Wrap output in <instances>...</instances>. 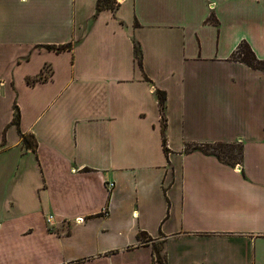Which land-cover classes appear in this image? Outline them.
I'll return each instance as SVG.
<instances>
[{"label": "crops", "instance_id": "crops-1", "mask_svg": "<svg viewBox=\"0 0 264 264\" xmlns=\"http://www.w3.org/2000/svg\"><path fill=\"white\" fill-rule=\"evenodd\" d=\"M96 1L0 0V264H264V0Z\"/></svg>", "mask_w": 264, "mask_h": 264}, {"label": "trees", "instance_id": "trees-1", "mask_svg": "<svg viewBox=\"0 0 264 264\" xmlns=\"http://www.w3.org/2000/svg\"><path fill=\"white\" fill-rule=\"evenodd\" d=\"M117 6H118L117 0H97L96 1V10L97 11L102 10V9H110V10L114 11ZM69 46H70V44L62 45L61 47H69ZM134 58L136 60L138 67L141 68L142 67V65H141V49L137 43H134ZM232 58H234L238 61L244 62L253 68L264 70V61L256 58V56L254 55V52L251 50V48L247 42H241L238 45V48H237L236 52L233 54ZM28 82H29V79H28ZM157 99H158V105H159L160 112H161V119L160 120H161L162 145H163L164 151L167 153L168 148L166 147V138H165V118L163 116V111L165 108V99H166L165 92L162 90H157ZM19 119H20V114H19L17 107L15 106L12 124H14L17 127L19 134L22 137L23 143H25L27 146H29L33 150H35V148H36L35 139L33 138L32 135L23 134L20 131ZM214 144H217L220 146H229V148H228V150H226L224 152V154H220V153L214 151V148H212V145H214ZM214 144L194 145L190 148L188 147L186 150L187 151H189V150H200L205 154L214 155L221 162H224V163H226L228 165H232V166H234L235 164L241 163V161H242V146L239 143H214ZM233 144L237 145L236 151H234L232 149ZM139 237L142 240L146 239V238L150 239V237L147 236L145 232H140ZM152 246H153L154 255L157 258V262L163 263L164 258H165L163 248L158 247V245L155 243H153Z\"/></svg>", "mask_w": 264, "mask_h": 264}, {"label": "rangeland", "instance_id": "rangeland-1", "mask_svg": "<svg viewBox=\"0 0 264 264\" xmlns=\"http://www.w3.org/2000/svg\"><path fill=\"white\" fill-rule=\"evenodd\" d=\"M232 146H233L232 149L234 151H236L237 150L236 149L237 145L236 144H233ZM212 148H214V151H216V152H218L220 154H224V152L226 150H228L229 146H220V145L214 144V145H212ZM160 246L162 248V243H160Z\"/></svg>", "mask_w": 264, "mask_h": 264}, {"label": "built area", "instance_id": "built-area-1", "mask_svg": "<svg viewBox=\"0 0 264 264\" xmlns=\"http://www.w3.org/2000/svg\"><path fill=\"white\" fill-rule=\"evenodd\" d=\"M117 1H119V0H117ZM107 186H108V188H111V187L113 186V182H111V181L108 182V183H107ZM79 220H81V219H79ZM50 221H51V218H50V217H47V218H46V222L49 223ZM154 260H155V263H156V264H159V262H157V258H156V256H154Z\"/></svg>", "mask_w": 264, "mask_h": 264}]
</instances>
